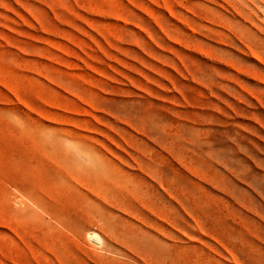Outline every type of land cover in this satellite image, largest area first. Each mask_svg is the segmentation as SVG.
<instances>
[{
    "label": "rangeland",
    "instance_id": "rangeland-1",
    "mask_svg": "<svg viewBox=\"0 0 264 264\" xmlns=\"http://www.w3.org/2000/svg\"><path fill=\"white\" fill-rule=\"evenodd\" d=\"M0 264H264V0H0Z\"/></svg>",
    "mask_w": 264,
    "mask_h": 264
},
{
    "label": "bare ground",
    "instance_id": "bare-ground-1",
    "mask_svg": "<svg viewBox=\"0 0 264 264\" xmlns=\"http://www.w3.org/2000/svg\"><path fill=\"white\" fill-rule=\"evenodd\" d=\"M87 237L90 239V240H92L93 242L95 241V242H98V243H100L101 242V238H100V236L96 233V232H94V231H89L88 233H87ZM88 239V240H89Z\"/></svg>",
    "mask_w": 264,
    "mask_h": 264
}]
</instances>
